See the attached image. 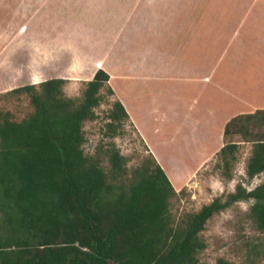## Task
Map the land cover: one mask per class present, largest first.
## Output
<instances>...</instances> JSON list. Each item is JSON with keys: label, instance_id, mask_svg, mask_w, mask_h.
Here are the masks:
<instances>
[{"label": "crops", "instance_id": "obj_1", "mask_svg": "<svg viewBox=\"0 0 264 264\" xmlns=\"http://www.w3.org/2000/svg\"><path fill=\"white\" fill-rule=\"evenodd\" d=\"M98 70L178 193L264 110V0H0V94Z\"/></svg>", "mask_w": 264, "mask_h": 264}, {"label": "trees", "instance_id": "obj_2", "mask_svg": "<svg viewBox=\"0 0 264 264\" xmlns=\"http://www.w3.org/2000/svg\"><path fill=\"white\" fill-rule=\"evenodd\" d=\"M108 79L98 70L83 83L80 101L64 95L62 79L3 94L26 95L33 111L20 121L0 112V184L16 213L14 233L0 239V264H197L205 248L199 237L205 223L250 199V219L264 233V181L251 191L239 184L235 192L174 221L169 199L176 192L151 155L131 177L115 148L106 154L108 172L101 167L100 153L86 156L82 126L95 119L94 109L105 93L113 95ZM106 118L111 138L128 122L116 100ZM263 128L264 110L237 115L224 127L225 140L239 136L251 144L245 170L249 181L264 173ZM237 146L225 143L216 154L225 179L231 177ZM216 264L232 263L219 259Z\"/></svg>", "mask_w": 264, "mask_h": 264}, {"label": "rangeland", "instance_id": "obj_3", "mask_svg": "<svg viewBox=\"0 0 264 264\" xmlns=\"http://www.w3.org/2000/svg\"><path fill=\"white\" fill-rule=\"evenodd\" d=\"M83 88L69 91L64 87L63 92L66 97L80 101ZM104 96L101 105L94 109L95 119L83 123L82 132L85 142L82 149L84 154L90 157L100 153L101 167L106 172L110 169L106 154L111 149H117L124 157L127 177H131L132 171L142 162L150 160L151 154L145 149V144L128 122H124L123 126L117 129L116 136L111 138L106 127L108 123L106 114L109 104L114 99L106 93ZM32 111L33 107L26 95L0 94V112H8L11 121H20ZM231 141L238 144L234 154L235 159L231 161L229 168L231 177L224 178L218 158L209 162L189 186L182 189L183 192L180 193V190L170 197L169 212L174 221L183 219L185 215L196 214L202 206L209 204L217 197H225L228 193L235 192L239 184L247 191H251L256 190L264 181V173L250 181L247 179L245 170L251 153V144L242 142L239 136H228L224 143ZM2 188L3 185L0 184L1 241L14 233V224H11V221L16 218L13 200L3 194ZM253 202L252 199L236 202L228 209L213 215L205 223L204 230L199 234L205 248L197 255V264H216L219 259L232 264H264V233L255 228L249 216Z\"/></svg>", "mask_w": 264, "mask_h": 264}]
</instances>
